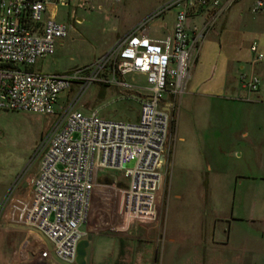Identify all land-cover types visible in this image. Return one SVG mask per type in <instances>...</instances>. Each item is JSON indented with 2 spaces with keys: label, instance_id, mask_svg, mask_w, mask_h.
Listing matches in <instances>:
<instances>
[{
  "label": "built area",
  "instance_id": "built-area-1",
  "mask_svg": "<svg viewBox=\"0 0 264 264\" xmlns=\"http://www.w3.org/2000/svg\"><path fill=\"white\" fill-rule=\"evenodd\" d=\"M75 1L77 8H91V0ZM233 1L220 5L219 0H168L91 66L48 75L30 68L52 56L57 41L68 37L71 26L56 18L57 8L69 6L71 0H0V110L49 119L32 157L39 167L29 180V197L13 198V184L2 201L3 208L9 204L12 222L48 240L50 250L39 243L38 262L53 260V255L74 263L76 247L87 235L81 226L87 224L96 189L109 178L115 206L99 232L126 233L134 224L159 218L171 113L186 90L200 42ZM263 6L258 0L254 10ZM172 9L176 12L170 27L156 25ZM209 12L190 32L189 19ZM152 29L161 35L151 37ZM249 51L254 68L264 55L257 43ZM131 74L142 75L147 84L137 122L105 121L96 111L83 114L76 109L91 85L128 88L119 80ZM239 81L248 95L258 93L260 79L254 73ZM72 85L78 86L76 98L59 103ZM132 162L133 167L126 168Z\"/></svg>",
  "mask_w": 264,
  "mask_h": 264
},
{
  "label": "rangeland",
  "instance_id": "rangeland-1",
  "mask_svg": "<svg viewBox=\"0 0 264 264\" xmlns=\"http://www.w3.org/2000/svg\"><path fill=\"white\" fill-rule=\"evenodd\" d=\"M167 1L91 0V8H77L76 1L71 0L69 6L57 8L56 18L71 26L68 37L52 56L38 61L30 68L31 71L56 74L91 66ZM226 1L219 0V3L224 5ZM257 2L234 0L209 32L215 44L214 53H219L221 63L240 61L247 71L248 50L252 43H258V36L264 31L263 7L254 10ZM175 12L176 9L167 12L164 21L158 19L156 25L168 27ZM197 19L190 18V24L198 27ZM119 81L128 88L91 85L79 98L76 109L83 114L96 111L105 121L137 122L141 110L139 101L147 87L145 78L131 74ZM188 84L171 113L165 176L157 202L160 236L170 233L198 235L206 242L199 248L201 255L214 253L224 256L229 258V264H252L258 260L264 264V228L262 232L260 228L264 221V180L255 178L253 174L254 167L259 166V159L255 158L253 151L238 162L232 156L233 148L228 146L223 132L210 131L213 125L264 123V96L255 101L252 100L253 95L250 98L242 89L241 110L235 117L228 110V105L193 95L195 92ZM77 89V85H72L60 96L59 103L65 102L66 98L72 102ZM48 123L49 119L44 115L0 110V186L10 179L18 185L19 181L37 172L39 164L33 162L32 157ZM133 165L134 162L126 168ZM238 165L241 168L245 166L246 170L237 171ZM230 174L241 175L236 179L237 188L235 185L226 188L227 175ZM115 177L121 180L120 174ZM229 180L234 181V178ZM110 181L102 183L103 188L96 189L85 225V233L92 235L91 256L98 257L100 262L115 251L114 235L99 232L110 220L115 206L116 198ZM240 182L243 185L240 186ZM0 210H3L2 202ZM173 220L179 225L174 231L170 227ZM229 233L231 240L227 245ZM213 238L215 243H212ZM247 238L256 244L248 241L249 252L244 254L237 250L236 243ZM4 239L5 233L0 231V250Z\"/></svg>",
  "mask_w": 264,
  "mask_h": 264
},
{
  "label": "crops",
  "instance_id": "crops-1",
  "mask_svg": "<svg viewBox=\"0 0 264 264\" xmlns=\"http://www.w3.org/2000/svg\"><path fill=\"white\" fill-rule=\"evenodd\" d=\"M262 1L264 2V0ZM261 11L262 17H264V6ZM211 13L212 12H209V14H204L195 19L198 18L197 20H199L200 25ZM170 25L168 27H170ZM194 26L190 24L189 20L188 29L190 32ZM165 28L167 27L165 26ZM212 30L213 28L209 32ZM209 32L199 44L198 57L188 81V83H190V89H193L195 92L193 95L197 97L218 101L220 103L222 102L228 105V110L231 115L238 117L241 110V101L239 100L242 94L239 80L242 75L248 76L250 73H254L260 79L259 91L256 94H252L253 100H259L264 96V59L257 63L254 68H251V54L248 50L249 57H247L245 61V63L248 62L247 71H245V65L240 61L233 63L229 61L223 64L220 62L219 53H214L215 44ZM149 34L151 37H158L161 35L160 32L154 29L150 30ZM65 39L57 41L55 49L61 46ZM257 44L264 55V31L258 36ZM138 76L143 77L142 75ZM210 131L216 132L217 134L218 132H223V137L229 142L228 146L233 148L232 156L235 157L238 162L241 161L243 156L251 155L254 151L255 158L259 159V166L254 167V177L264 180V123L247 125L245 123L236 122L224 125H213L210 127ZM237 168H239L237 169L239 172L241 170H246V167L244 166V168H241V165H238ZM211 169L210 166V170ZM36 173L37 172L28 176V178H25L23 181H19L12 194L13 198L29 197V180L35 176ZM238 176L241 175H227L228 182L226 183V188H230L231 185L236 186V179H238ZM231 177L234 178V181L229 180ZM244 179L248 178L245 177ZM11 181L12 179L4 183L3 186H0V202H2L7 195L10 189L8 187L13 185ZM239 185H243V182L242 184L240 182ZM9 215L10 207L9 204H6L0 213V231L5 233L4 244L2 250H0V264H58L54 260H46L43 263L38 262L39 243L41 240L44 242L42 236L38 234L39 232L35 229L15 224L11 221ZM159 221L160 217L151 224H134L126 233L113 234L115 251L107 254L106 257H104V262H100V260H98L99 258H95L94 255L90 256V264H229V258H225L224 256L221 257L214 253L209 254V256H206V254L201 255L199 253V248L202 247L201 245L205 246L206 242L202 238L201 240L198 235L184 236L170 233L166 236L164 235V237L160 236V230L157 226ZM177 223V221L173 220L170 226L173 231L179 227ZM262 223L263 225L260 227L261 232L264 228V221H262ZM81 230L85 232V225L81 226ZM248 239L249 238L246 240H239V242L236 243L237 250L241 253L245 254L249 252L247 248L248 241L252 245L256 244V241L253 242ZM230 240L231 235L229 233L226 241L227 245L230 243ZM215 242L213 238L212 243ZM258 261H253L252 264H262L261 261L260 263Z\"/></svg>",
  "mask_w": 264,
  "mask_h": 264
},
{
  "label": "water",
  "instance_id": "water-1",
  "mask_svg": "<svg viewBox=\"0 0 264 264\" xmlns=\"http://www.w3.org/2000/svg\"><path fill=\"white\" fill-rule=\"evenodd\" d=\"M42 236L44 242L46 243L48 250H50V244L48 240L41 234L38 233ZM91 240H92V235H86V237L81 240L77 247H76V258L73 264H90V256H91ZM53 260L58 263V264H68L59 261L52 255Z\"/></svg>",
  "mask_w": 264,
  "mask_h": 264
}]
</instances>
